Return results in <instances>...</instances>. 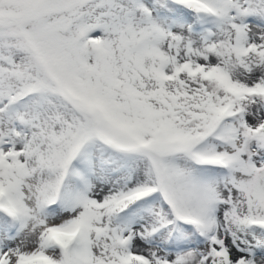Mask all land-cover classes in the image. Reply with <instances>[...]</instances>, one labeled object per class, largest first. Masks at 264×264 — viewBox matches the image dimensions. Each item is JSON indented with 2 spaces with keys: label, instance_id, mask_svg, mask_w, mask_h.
<instances>
[{
  "label": "snow or ice",
  "instance_id": "1",
  "mask_svg": "<svg viewBox=\"0 0 264 264\" xmlns=\"http://www.w3.org/2000/svg\"><path fill=\"white\" fill-rule=\"evenodd\" d=\"M0 264H264V0H0Z\"/></svg>",
  "mask_w": 264,
  "mask_h": 264
}]
</instances>
